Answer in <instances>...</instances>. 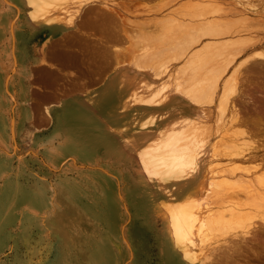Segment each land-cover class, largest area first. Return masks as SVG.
<instances>
[{"label":"rangeland","instance_id":"rangeland-1","mask_svg":"<svg viewBox=\"0 0 264 264\" xmlns=\"http://www.w3.org/2000/svg\"><path fill=\"white\" fill-rule=\"evenodd\" d=\"M30 1L0 0V264H217V259L228 251L227 246L235 242L240 246L239 241L243 252L231 254L233 259L218 264H264V237L255 238L256 242L251 236L214 238L203 248L208 249L203 257L184 254L167 226L170 214L161 204L162 196L154 194L145 183L136 158L137 145H153V140L160 137L158 121L186 136L184 169L188 174L203 175L210 158L206 153L215 137L209 140V129L205 127L217 119V104L196 108L175 102L171 90L181 80L175 72L183 58L175 59L172 53L174 56L170 54L165 64L164 59L163 64L153 66L136 64L138 69L134 64L142 57L141 49H148V43L142 40L135 45L130 35L137 32L148 36L145 30L152 32L157 27L164 31L162 26L166 27L169 19L166 15L175 13L180 1L130 0L120 4L117 0H73L77 8H95L90 15L97 19L99 9L109 11L122 42L100 46L93 32L86 43L55 35L60 42L53 47L52 35L47 31H62L67 19L62 21L53 11L45 14L46 21L30 20ZM52 1L60 4L49 6L53 8L71 2ZM207 1L222 5L228 17L235 16L230 13L234 8L242 11V19L235 20L232 29H248L242 36L253 48L250 46L245 55L255 52L264 60V9L259 5L264 0ZM175 15L170 18L175 20ZM53 26L62 30H52ZM154 32L158 34V29L152 32L150 42L158 37ZM158 40L153 44L160 43ZM105 48L110 50L106 57L102 53ZM95 49L98 55L93 56ZM151 49L146 52L156 53L155 46ZM58 54L68 58L62 60ZM256 64L264 65V61ZM103 69L104 78L99 72ZM243 77L239 74L237 87L250 94L245 98L249 105L244 98V106L238 98L233 104L245 107L248 112L244 108L241 115L247 113L246 117L254 114L252 104L259 105V99L264 98V76L252 73L249 79ZM124 85L130 90L126 93L129 96L124 94L127 97L116 89L113 97L107 93ZM133 93L161 106L141 107L142 115L152 116L147 119L148 127L135 124L140 109L130 107ZM102 95L110 97L112 114L91 108ZM251 99L254 102L250 104ZM192 183L188 200L191 211L200 199L199 185ZM185 235L190 245L189 234Z\"/></svg>","mask_w":264,"mask_h":264},{"label":"bare ground","instance_id":"bare-ground-1","mask_svg":"<svg viewBox=\"0 0 264 264\" xmlns=\"http://www.w3.org/2000/svg\"><path fill=\"white\" fill-rule=\"evenodd\" d=\"M70 1L66 6L62 4L63 6L53 8L60 4L52 0H31L30 3L33 10L30 20L39 18V21H46L44 20L46 19L44 18L45 14H50L54 11L59 13L62 21L64 20L65 22V19H67L66 24L63 23V30L71 28L69 30L79 31L78 29L81 26L95 27L96 25L97 27L98 19L90 15L92 11L96 10L95 8L92 6L77 8L78 4L72 2L73 0ZM178 2L179 6L175 9V13L171 14L172 16L176 14L174 16L175 20L173 17L171 19V15L169 16L168 13L166 15L169 18L168 24H166V27L162 26L164 31L163 28H154L158 29V34L154 32L158 37H155V40L153 38V40L156 41L159 37L160 39L163 38L159 39L160 43L155 42V45L153 44L154 41H149L151 40L149 38L154 36L152 32L156 31L152 30L154 22L151 26L152 32L145 30L144 34L148 36L145 35L143 37L137 34L135 30L132 31L136 32V34L130 35L135 45L145 40L148 43L147 45L145 44L146 48L148 47L146 51H149L152 47L154 49V46L157 48L155 49L156 53L153 51L155 55L151 52L152 56H150L151 53H147L148 51L144 52L141 49L143 53L140 51L141 55H139L142 57L137 55L140 60L134 64L139 67L140 63L143 66H153L152 64L155 63L163 64L170 54L174 56L172 53L175 54V59L183 58L179 66L180 69L177 67V72H175L177 73L176 78L181 80L180 82L178 81L179 83L176 81L178 85L173 86L174 88L171 90L174 94L175 102L189 105L190 107L198 106L199 108V105L203 107L208 104H217V119L205 127L209 129V140L215 137L206 153L210 158H208L209 161H207L206 165H203V175H200L201 172L194 173V176L188 174V171L186 172L184 169V161L187 160V138L181 132L169 129L166 123L162 121H158L161 128L160 137L153 140L155 141L153 145H150L149 142L137 145L136 158L140 163L143 175H145L144 178L146 177L145 183L149 184L154 194L162 196L161 204L170 214L167 226L171 230L172 238L177 243H180L184 254L193 253L196 256L195 258H201L205 253L207 254L208 250L203 248L208 246L214 238L231 237L234 239L251 236L253 241L256 242L255 238L264 237V127H261V125L264 126V98L259 99V105L253 103V99H251L252 101L248 100V102L251 101L250 104L253 103L251 108L254 109V112H252L254 114L246 117L244 115L247 113L241 115L245 107L240 109L241 105L239 106L240 108H237L238 106H235L236 103L233 104V101L238 98L242 100L240 102H243L242 106H244V101L246 102L247 100L245 98L251 97L247 91H239L237 87L240 86L237 84L239 74L240 78L245 76L247 79L252 73L257 74V76H264V65L256 64V61L263 62L264 60L260 59L262 55L257 56L255 52L253 54L250 53L251 55H245L251 45H249L250 41H245L247 38L242 36V33H246L248 29H232L233 25L231 24L235 20L242 19V11L237 8L230 10L229 7L231 15L234 14L235 16L228 17L225 10L220 7L222 5L214 4V2H208L207 0H178ZM259 5L262 6L263 10V2L259 3ZM221 13L225 15L222 16ZM236 23L234 22L233 24L236 25ZM156 25L161 24L156 23ZM74 27L78 29H73ZM52 30L62 29L53 26ZM164 43L167 46H163ZM158 47H160L159 50ZM251 48L253 47L251 46ZM136 51L137 49L134 50V52ZM96 53L95 49L92 52L93 56ZM161 59H164L163 62H161ZM170 59L168 58L169 61ZM167 62H164V64ZM137 65L133 67L137 68ZM155 67L158 68L157 65ZM148 68L151 70L150 67ZM241 68L243 69L242 73H240ZM254 68H257L258 71H255ZM173 80L175 81V79ZM249 87H251L250 84ZM114 89H116L115 92L122 95L128 93L127 91L129 90L124 85L118 88L114 87L107 93L112 95ZM253 92L251 93L252 95ZM135 94L137 93L135 92ZM130 98L132 99L130 107L140 109V118L135 122V124L137 123L136 126L142 128L143 125L146 126L147 124L146 127H148L150 124L147 123L149 121L147 119L152 118V116L148 117L144 113L142 115L141 107L144 109L148 105H157L155 104L156 102H152L148 97L139 94L134 95V93ZM109 100L110 97L102 95L98 101H93L92 105H94L91 108L104 114H112L108 105ZM159 109H161V106H159ZM246 111L247 109L245 108L244 112ZM145 126L144 128H146ZM192 181L199 185L200 190V199L197 208L193 209V211L189 208L188 201L191 198ZM187 194L188 196H186ZM185 233L189 234L190 245L186 243L188 239L185 238H188V236ZM259 239L257 240L258 242H263L259 241ZM241 243L239 241L240 246L236 242L230 244V246H227L226 243L228 251L225 254L223 253L224 257L217 259V261H228V258H232L230 257L231 254L242 251Z\"/></svg>","mask_w":264,"mask_h":264},{"label":"crops","instance_id":"crops-1","mask_svg":"<svg viewBox=\"0 0 264 264\" xmlns=\"http://www.w3.org/2000/svg\"><path fill=\"white\" fill-rule=\"evenodd\" d=\"M120 4H127L128 1L130 0H117ZM100 10V14H99V18H98V25L96 27H89V26H85L86 28H81L79 27V31H72V30H62V31H57L55 33H49L47 31L48 35H52L51 38V46L53 47L55 44H57L59 41L58 38H55V35H62V36H70L75 38L73 41L78 42L79 40H87L86 42H89L91 38H93L91 36V34L93 32H96V36L94 37V39L96 40L97 44H99L100 46H106V45H118L120 44L122 41L118 39L117 37V30L113 25L114 22V18L112 16V14L109 11L106 10ZM83 27V26H82ZM28 31V34H30L31 36H36L34 33H32L30 30L26 29ZM82 34V35H81ZM84 42V43H86ZM94 45V44H93ZM55 48V47H54ZM53 48V50H54ZM105 51H103V56H107L110 52V50H107V48L104 49ZM54 53L56 52V50L53 51ZM53 53V54H54ZM98 55V52L96 53ZM95 54V56H96ZM93 55V54H92ZM60 59H67L68 57L65 56L63 57L62 55H59ZM72 58V55H70V59ZM49 69H51L52 67L49 65ZM53 69V68H52ZM102 70V69H101ZM101 72L100 74L102 75V78H104V74L106 73V69H103V71H99Z\"/></svg>","mask_w":264,"mask_h":264}]
</instances>
